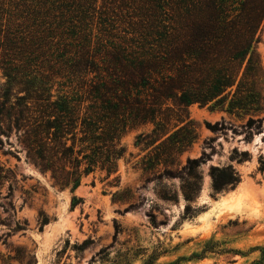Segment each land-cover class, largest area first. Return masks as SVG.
Wrapping results in <instances>:
<instances>
[{
	"label": "trees",
	"instance_id": "trees-1",
	"mask_svg": "<svg viewBox=\"0 0 264 264\" xmlns=\"http://www.w3.org/2000/svg\"><path fill=\"white\" fill-rule=\"evenodd\" d=\"M140 2L121 33L93 35L81 28L69 35L51 20V0H0V136L7 141L14 133L25 160L59 189L73 191L81 177L96 170L114 175L125 153L121 135L141 125H153L135 140L152 150L147 167L172 166L195 139L189 105H219L230 97L231 107L260 109L253 108L260 103L256 86L263 78L253 47L264 23V0ZM263 120L249 117L246 129L260 128ZM248 158L234 148L229 160L239 164ZM202 162V157L186 158L179 171L164 168L160 174L179 179L185 201L181 220L199 213L191 203L200 193ZM258 164L263 171L264 156ZM208 176L213 195L240 182L232 164L210 166ZM10 178L11 172L0 166V226L16 232L23 227L8 224L15 214L12 185L1 192ZM158 196L177 201L176 192L165 187ZM78 203L72 198L71 207ZM46 223L43 216L40 225ZM90 243L86 239L73 248L80 252ZM257 250L259 257L251 264H264V246ZM207 251L214 250L202 252ZM140 255L143 264H156L161 252L127 250L110 258L100 249L88 264H130Z\"/></svg>",
	"mask_w": 264,
	"mask_h": 264
},
{
	"label": "rangeland",
	"instance_id": "rangeland-1",
	"mask_svg": "<svg viewBox=\"0 0 264 264\" xmlns=\"http://www.w3.org/2000/svg\"><path fill=\"white\" fill-rule=\"evenodd\" d=\"M51 2V20L66 27L69 35L81 28L93 35L106 34L104 30L121 33L141 6L140 0ZM256 37L253 51L263 78L256 86L260 103L253 108L260 109L245 112L238 106L231 107L230 97L219 105H189L186 111L195 139L175 157L172 166L148 168L152 150L135 140L139 134L150 133L153 125H141L121 135L119 144L125 153L114 175L106 177L96 170L81 177L78 187L70 191L54 186L48 174H40L25 160L14 133L7 141L0 136V166L13 177L3 181L1 188L4 194L12 185L10 200L15 214L8 217V224L11 228L17 222L23 227L11 232L0 226V264H88L100 249H106L110 258L127 250L146 249L147 254L156 250L161 252L156 264H251L257 259V249L264 246V170L258 169V158L264 156V120L258 129L254 125L246 129L245 125L249 117L264 119V23ZM234 148L246 151L248 160L231 162ZM199 157L203 159L197 169L201 189L191 203L199 213L181 220L185 201L179 192V179H165L160 174L164 168L177 172L186 158ZM226 164L236 169L240 182L233 190L213 195L209 167ZM163 187L176 192L177 201L160 199ZM72 198L79 200L74 207ZM43 216L47 223L41 226ZM86 239L91 243L75 251L74 245ZM204 248L214 251L203 253ZM144 259L137 256L130 264H143Z\"/></svg>",
	"mask_w": 264,
	"mask_h": 264
}]
</instances>
